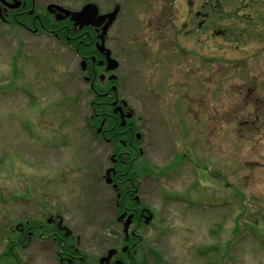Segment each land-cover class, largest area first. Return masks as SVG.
<instances>
[{"label":"rangeland","instance_id":"1","mask_svg":"<svg viewBox=\"0 0 264 264\" xmlns=\"http://www.w3.org/2000/svg\"><path fill=\"white\" fill-rule=\"evenodd\" d=\"M222 1L228 2L223 8L226 16L242 20L232 25L242 33L245 30V36L241 45L225 41L223 46L210 33L231 24L211 23V38L206 40L209 51L205 52L230 58L255 50V68L264 73L260 52L264 0H231L232 5L230 0ZM236 2L240 5L233 13ZM150 3L156 6V16L162 3ZM157 27L153 22L118 24L113 32L135 36L141 31L146 36L141 42L152 49L156 40L147 37ZM28 29L0 23V254L18 244L17 229L26 225L24 219H40L44 201L59 210L68 192L67 207L61 206L64 219L74 239L80 238L81 253L98 263L112 245L111 231L120 230L107 227L109 220L116 222L118 217L109 214L116 199L110 195L114 193L112 153L107 149L98 153L99 146L92 141L91 150L83 141L79 147L74 139L81 133L92 140L95 132L88 127H100L101 106L96 100L90 109L93 93H85L89 88L79 79L74 54L47 37L57 34L46 25L40 29L33 24ZM180 42L184 44L183 37ZM61 49L70 56L60 59ZM197 63L194 59L195 67ZM140 64L138 60L131 63L134 68ZM170 68L172 73L157 66L161 85L145 88V109L141 110L136 85L129 84L120 96L125 111L144 116L141 128L148 146L134 166L158 176L147 181L141 198L154 215V224L129 241L139 245L134 247L136 256L133 253L128 258L133 264H264V136L240 124L245 119L234 115L237 87L236 92L224 87L225 83L207 88L196 76L188 86L178 76L183 67ZM192 71L195 75L196 68ZM206 94L208 102L203 103ZM259 95H264L262 87ZM56 136L58 142L51 149L46 142L53 143ZM111 158L120 160L117 151ZM48 174L50 178L62 175L65 187L71 186L52 195L45 189ZM28 223L37 224L34 220ZM41 233V228L34 229L31 241L23 243L22 264H62ZM39 243L40 247L35 245ZM1 264L19 263L10 256Z\"/></svg>","mask_w":264,"mask_h":264},{"label":"flooded vegetation","instance_id":"2","mask_svg":"<svg viewBox=\"0 0 264 264\" xmlns=\"http://www.w3.org/2000/svg\"><path fill=\"white\" fill-rule=\"evenodd\" d=\"M160 2L162 4L157 8L158 13L156 12L154 16L156 6H152L150 0H0V22L3 21L10 26L18 24L19 27L24 26L27 29L33 24L40 29L46 25L50 32L57 34L54 36L47 34V37L53 38L57 44L74 54L75 60L78 59L72 62L80 70L79 79L89 88L85 93L88 94L92 90L90 102L93 104L97 100L101 106V115H99L101 125L98 134L102 133V138L95 134L94 141L100 145L102 141L106 142L107 149L112 153L110 159L116 151L120 157L118 162L111 159L114 163V188L112 185L111 190L114 193L110 195L115 196L116 199L115 206H109L111 217L115 216L116 209L118 210V223L109 220L107 227L109 230H114L113 226L122 229L111 231L112 245L108 250L114 249L115 256L113 255L114 257L104 264H133L128 257L134 256L133 253L136 256L135 248L139 244L134 240L130 244L129 241L139 236V231L144 228L149 229L154 224V215L145 207L144 200H141L145 195L144 189L147 188L146 180L150 179V176L146 175L145 169L137 170L134 166L138 156L143 155L148 146L147 136L141 128L144 116L138 117L139 114L134 110L125 111L124 100L120 97L129 84L136 85L140 89L138 96L141 110L145 109V88L161 85L162 80L157 77V74L161 76V71L156 69L157 66L164 68L163 70L168 73H172L170 66L183 67L178 76L181 82L188 86L190 78L196 76L207 88L213 83L220 85L225 83L226 85L223 86L233 91L234 87H237L238 96L237 101L234 102L236 105L234 115L236 118L245 119L240 124L250 126L249 128L258 135L264 136V95H259V87L264 89V73H260L255 68V60L252 57L255 50L230 58H226L225 55L220 58L206 53L209 51L208 39L211 37L208 32L211 23L218 25L230 23L231 26L227 28L223 25L224 29L222 27L219 30L213 29L210 35L217 36V42L221 40L223 46L226 45L225 41L238 46L241 45L245 32L242 33L238 27L234 29L232 24L236 25L242 20L232 15L226 16L223 8L228 2L224 3L222 0H160ZM229 3L232 5L231 0ZM239 5L236 2L234 9H231L233 13ZM91 6L95 7L96 11L89 8ZM115 11L113 22L107 26L109 22L107 16ZM227 14L232 12L229 11ZM84 15L86 24L82 25L74 20V17ZM144 22L158 24V31L149 33L147 37L156 40V47L152 49L141 42V38L146 37L141 31L135 36H129L127 33L121 36V33L113 32L118 24ZM163 23L171 26L166 27ZM123 29L127 28L123 26ZM117 30L120 31L119 28ZM180 37H183L184 44L180 42ZM189 39L192 44H189ZM187 45L191 46L187 47ZM65 49H61L63 54L59 56L60 59L70 56ZM260 52L261 57L264 56V47ZM109 57L118 62L116 68H112L113 66L109 68ZM194 59L200 62L196 67L193 65ZM136 60L141 64L134 68L131 63ZM194 68H196L195 75L192 71ZM200 69L201 74H199ZM152 75H155L156 79L151 80ZM219 91L223 96L227 95L224 89ZM152 97L155 99L153 95ZM202 102H208L207 94L206 97L204 95ZM223 115L221 120L225 118L224 111ZM117 143L122 147H117ZM65 184L62 175L58 174L50 178L48 174L45 189L48 190V187L52 195L55 191L64 193V190L71 186L70 184L66 188ZM68 194L67 192L65 202H61L62 207H67L65 203L68 201ZM46 202H43L40 219L30 217L25 221L26 225L18 227V244L11 248V257L22 264L25 260L23 243L31 241L30 236L34 229L41 228L43 230L41 237L52 246L47 247L48 249H55L54 252L58 254L60 263L101 264L99 260V263L89 261L88 257L81 253V242L74 239L73 231L72 234L67 235L65 227L70 228V226L64 219L62 207L59 206L57 210L55 206H50L49 202ZM70 203L74 205V202L70 201ZM149 214L152 215L151 220L148 219ZM119 217H123L122 221H119ZM29 220H34L37 224L31 225L28 223ZM127 221L129 228L125 233L124 227ZM1 257L4 260L10 258L3 255Z\"/></svg>","mask_w":264,"mask_h":264},{"label":"water","instance_id":"3","mask_svg":"<svg viewBox=\"0 0 264 264\" xmlns=\"http://www.w3.org/2000/svg\"><path fill=\"white\" fill-rule=\"evenodd\" d=\"M89 8L94 9V10L96 11V8L93 7V6H91V7H89ZM115 16H116V12L113 13V14H111L110 16H107V17L109 18V22H108L107 26H109V25L112 23V21H113V19L115 18ZM84 17H85V15L82 16V17H80V16H79V17H74V20H76V21H78L79 23H81L82 25H84V24L87 23L86 20L84 19ZM115 66H116V63H115V65H113L112 68H115ZM128 226H129V223L126 224V229H125V230H127ZM114 253H115V251H110L108 257L105 258V259L102 260V261H109L110 258L112 257V255H113Z\"/></svg>","mask_w":264,"mask_h":264}]
</instances>
